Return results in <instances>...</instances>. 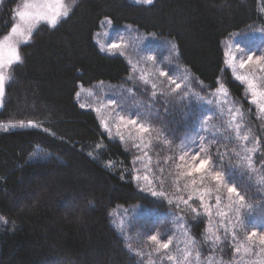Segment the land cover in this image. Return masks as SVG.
<instances>
[{"label":"trees","instance_id":"1","mask_svg":"<svg viewBox=\"0 0 264 264\" xmlns=\"http://www.w3.org/2000/svg\"><path fill=\"white\" fill-rule=\"evenodd\" d=\"M19 2L4 1L0 39L15 22ZM106 19L173 42L202 97L223 82L260 141L255 166L264 172V122L245 87L226 68L223 48L229 36L264 26V0H155L150 5L80 0L55 27L38 26L22 46L21 61L6 87L0 126L13 129L0 131V264H151L149 237L177 239L175 229L183 225L203 263H234L233 234L221 231L217 245L203 243L209 218L200 201L181 203L172 188L163 190L162 199L143 192L135 181L131 152L103 130L92 110L78 104L80 86L117 85L131 75L125 58L103 53L95 41ZM164 100H151L146 110L156 112L150 117L158 125L163 127L167 117L180 132L195 119L182 121L181 108ZM195 106L190 105L193 112ZM29 122L37 128H29ZM217 145L210 154L217 168L225 174L236 169L231 185L264 214V185L255 176H242L246 169L235 155L239 149L222 139ZM218 153L222 159L217 160ZM131 208H140L132 219L138 227L123 233L114 214ZM161 262L166 263L158 255L152 264Z\"/></svg>","mask_w":264,"mask_h":264},{"label":"rangeland","instance_id":"2","mask_svg":"<svg viewBox=\"0 0 264 264\" xmlns=\"http://www.w3.org/2000/svg\"><path fill=\"white\" fill-rule=\"evenodd\" d=\"M4 1L0 0V10ZM79 1L76 0L73 5L71 0H64L72 9ZM128 1L138 5H150L143 3L142 0ZM24 2L25 0H20L16 10L22 7ZM15 22H18V18L15 19ZM42 24L46 23L41 22L40 25ZM95 41L103 53L125 58L131 67V75L124 83L117 85L97 83L90 87L80 86L78 89L80 96L77 97V102L80 107L84 105L81 108L92 110L97 115L103 130L115 139H119L131 152L134 157L135 181L139 188L160 199L166 196L163 193L165 188H172V192L179 196L181 203L187 201L184 203L186 205L195 199L201 203L200 198L203 197V209L209 218V236L214 238L221 231L233 234L235 247L241 246V251L235 252L237 259L233 264H259L261 260H264V251H261L262 246L258 242L259 235L264 234V214L254 208L255 206L246 198L243 206H240L238 197L234 194L229 199L227 187L223 184L217 185L210 175L196 172H193L191 176L187 175L189 171H192V166L199 163L192 157L201 144L209 149L207 153L200 154L201 159L210 156L214 147L218 146L220 139L223 140V143L239 149L240 156L246 155L240 145L251 146L248 142L237 141L235 133L228 127L231 119L228 109L232 107L239 108L241 111L242 109L237 106V102L224 83L220 82L218 88L222 85L228 92L226 98L217 91L218 88L208 92V98L202 97L199 82L179 62L177 48L173 42L155 34H144L129 25L115 26L112 22L111 24H101L100 30L95 35ZM27 43L19 45L20 56L22 46ZM113 44L120 47L112 48ZM223 48L225 66L235 79L237 75L264 77V71H259L260 65L253 63L246 65L245 68L239 66L240 61L247 60L249 55L253 56L254 60L256 57H264V26L249 27L229 36L223 42ZM16 64L4 69L6 76L12 78V69ZM160 72L168 73V76H161ZM141 76H143V80L148 81L147 84L143 82ZM170 79H174L181 87L177 89L175 84L170 83ZM10 80H5V92ZM237 81L245 87L246 96L251 101L252 96L247 92L246 85ZM153 83L157 86L155 90L151 87ZM153 91L156 93L155 96H153ZM5 92L3 98L0 99V110L4 105ZM158 99H166L164 100L166 105L171 108L180 107L179 111L184 113V116L181 117L182 121L186 116L195 117V119L180 132L177 123L169 122L167 117L163 118L165 124L163 127L158 125L150 117L151 115L155 116L156 112L146 111L149 108V102ZM175 101L180 102L174 105L172 102ZM193 103L198 105L195 112L190 107ZM252 105L259 117L257 104ZM121 116L125 121L128 119L137 120L138 124H144L150 131L141 134L135 126H125V123L119 119ZM221 119L222 122H220ZM261 120L264 122V119ZM105 124H107V128ZM245 126L248 128L246 120ZM28 127L37 128L36 125L31 126L30 124ZM10 129L13 127L0 126V131ZM166 130H171V135ZM141 135L143 139H141ZM134 144H139L140 147H135ZM259 151L253 154L254 161ZM181 156H184L183 160L180 159ZM217 167L215 164V170L220 171ZM145 176L148 179H144ZM193 180H195V184H193ZM208 190H210V194H206ZM153 192L163 193V195H153ZM239 193L241 194V192ZM217 195L220 196L219 204L216 202ZM139 211L140 208L119 210L114 214L116 227L123 233H129L130 228H134V225L137 228V224L132 219L139 215ZM180 225L183 223L181 222ZM183 226L175 229L179 238L172 240L173 243L167 250L160 249L157 252L158 245L148 239L151 242V246L148 247L151 264L158 255L162 260H165V264H217L203 263L201 259L199 261L194 259L195 252L192 242L188 240ZM253 231L257 232V236L249 241L247 237ZM174 243L176 248H174ZM246 247H251V252H244ZM188 251H191L193 255L185 261L184 254ZM165 252L175 256L176 261H168L164 255Z\"/></svg>","mask_w":264,"mask_h":264},{"label":"snow or ice","instance_id":"3","mask_svg":"<svg viewBox=\"0 0 264 264\" xmlns=\"http://www.w3.org/2000/svg\"><path fill=\"white\" fill-rule=\"evenodd\" d=\"M72 4L76 3V0H71ZM145 4H152L153 0H142ZM72 8L70 5L66 4L64 0H25L22 7L15 10L13 19L15 20L18 18V22L12 23L9 32L0 39V99L3 98L5 92V80H10L11 77L6 76L4 69L10 68L14 63H18L21 61V56L19 54V45L21 43H27L31 38L33 31L38 28L41 22H44L52 27H55L61 18H67L71 12ZM107 23L111 24V20L106 19L102 22V24ZM99 35V34H97ZM112 48H119L120 46L117 44L111 45ZM103 50V49H102ZM260 65L259 71H264V57H256L255 60L253 56L249 55L247 60L240 61V68H245L246 65L253 64ZM161 76H168V73L160 72ZM143 80V76H141ZM236 79L241 81L246 85L247 92H249L252 96V100L250 103L257 104L259 117L264 119V77H256V76H249V75H237ZM145 84L148 83L147 80H143ZM170 83L175 84V87L179 89L181 85L176 83L174 79H170ZM152 89H156V84H152ZM218 92L222 93L226 98L228 96V92L223 88L221 85L218 89ZM77 97L80 96V93H76ZM156 93L153 91V96ZM84 107V105H81ZM251 111V110H249ZM229 115L231 117L228 127L235 133V139L237 141H245L250 143V147L246 145H240L243 152L246 153L244 156H240V152H236L235 154L240 157V159L244 162L242 167L246 169V172L242 173L243 175H249V179L251 180L253 176L256 178V183L258 185H264V172L260 169H257L255 166V161L253 159V154L259 151V143L260 141L256 139L251 134V129L246 128L245 126V114L239 108H229L228 109ZM135 115V113H133ZM121 122L125 123V126L132 125L137 128L139 133L144 134L148 133L150 129L146 127L144 124H138L137 120L135 119H128L127 121L124 120V117L121 116ZM31 126H35L32 122H29ZM15 126V125H13ZM20 126H24L21 123ZM107 128V124H105ZM203 130V129H202ZM121 139L123 137L121 136ZM141 139L143 136L141 135ZM232 139V137H229ZM135 147H140L139 144H134ZM208 147L201 144L198 150L193 155L194 160H198L199 163L192 166V171L187 173L188 176H191L193 172L207 174L212 177L217 183V185H224L227 187V192L229 193V199L234 194L238 197V203L240 206L244 205L245 197L241 195L235 186H227L233 184L235 179V171L236 169H230L226 174L221 171L215 170V162L212 160L211 156H208L205 159L200 158V154L207 153ZM181 160L184 159V156L180 157ZM222 159V156L218 153L217 160ZM111 167V165H109ZM264 167V165H262ZM139 179V177H137ZM144 179H148L147 176ZM203 179V176H202ZM225 180L227 183L225 184ZM193 184H195V180H193ZM218 191V189H217ZM206 194H210V190L206 192ZM153 195H163V193H156L153 192ZM191 199V197H189ZM201 206L203 207V197L200 198ZM216 202L219 204L220 196H216ZM187 203V201H184ZM205 210L207 211L208 208L206 207ZM193 212H196V209H193ZM199 214V213H197ZM257 236V232L253 231L247 239L249 241L253 240V237ZM149 239L158 245L156 249L159 252L160 249L167 250L169 249L170 245L173 243L171 239L167 240L166 242H162L157 235H151ZM211 240L212 245H217L220 241V237L216 236L214 239L211 236L206 235L204 237L203 243H208ZM259 245L261 247V251H264V234L259 235ZM194 243V241H193ZM251 247L244 248V252H251ZM131 251V249H129ZM241 251V246L237 245L235 247V252L239 253ZM135 255L143 256V253H135ZM168 261H176V257L168 254L167 252L164 253ZM192 252L188 251L184 254L185 261L188 260V257L192 256ZM201 258V253L199 250H196L194 259L199 261ZM221 264H233V261L224 262L221 260ZM259 264H264V260H261Z\"/></svg>","mask_w":264,"mask_h":264}]
</instances>
